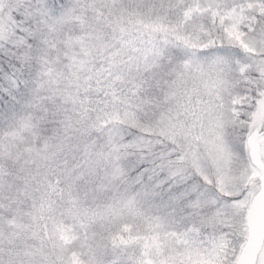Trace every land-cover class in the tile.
<instances>
[{
	"label": "snow or ice",
	"instance_id": "obj_1",
	"mask_svg": "<svg viewBox=\"0 0 264 264\" xmlns=\"http://www.w3.org/2000/svg\"><path fill=\"white\" fill-rule=\"evenodd\" d=\"M0 264H264V0H0Z\"/></svg>",
	"mask_w": 264,
	"mask_h": 264
}]
</instances>
